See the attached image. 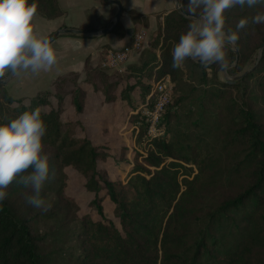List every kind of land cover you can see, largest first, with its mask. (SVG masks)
Here are the masks:
<instances>
[{"label":"trees","instance_id":"obj_1","mask_svg":"<svg viewBox=\"0 0 264 264\" xmlns=\"http://www.w3.org/2000/svg\"><path fill=\"white\" fill-rule=\"evenodd\" d=\"M35 2L37 14L46 19L64 14L57 0ZM187 3L179 0V9L161 13L155 42L146 46L140 65L128 67L133 76L124 74L129 84L118 95L129 108L135 134L144 139L142 112L151 105L154 85L168 76L172 92L160 121L163 136L145 140L149 148L144 156L124 159L128 170L119 182L99 168L98 162L106 157L99 145L76 136L79 120L62 118L68 106L78 115L83 113L85 85L111 102L116 97L117 74L89 65L86 57L82 82L74 73L58 76L51 92H39L28 101L10 97L0 85V123L26 110L41 109L47 125L42 151L50 167V182L44 185L42 197L57 181L56 191L64 199L66 167L76 170L94 195L91 205L98 219L83 218L79 264H264V55L236 76L237 67L248 64L264 45V23L251 22L264 6L237 5L225 12V27L239 34L235 52L227 50L229 64L236 60V82L217 81L220 64L203 67L189 58L185 64L190 72L200 74L197 84H191L181 68L171 67L172 49L188 27L183 14ZM128 13L140 25V16ZM242 17H248L249 23L236 29ZM111 32L119 38L126 34L119 23ZM254 37L259 42L250 48ZM212 134L219 148L209 145ZM231 184L237 187L233 193L223 196L214 208L205 207L209 192ZM6 191L0 204V264H46V236L34 228L41 214L26 200L31 189L13 180ZM102 191L113 204L118 226L104 215Z\"/></svg>","mask_w":264,"mask_h":264},{"label":"rangeland","instance_id":"obj_2","mask_svg":"<svg viewBox=\"0 0 264 264\" xmlns=\"http://www.w3.org/2000/svg\"><path fill=\"white\" fill-rule=\"evenodd\" d=\"M112 15L113 20L115 11ZM160 15L161 14L155 15V17L151 19V22H148L147 18H139L140 25L138 24L134 27L133 33L144 29L146 31L147 43H144L143 48L137 51V56H134L126 66L128 60L127 57L125 68L122 72H113L114 70H107L101 66L103 52L109 49L107 48V45L102 46L95 57L92 58L91 55L88 56L89 65L106 70L105 72L109 74H117L114 80L116 82L114 84H118L117 87L114 86L116 97L111 100V102L104 101L101 94H92V88L85 85L86 99H84L83 103V113L78 115L71 106H68L66 112L62 115L63 120H79V126L75 131L76 136H86L92 143L99 145L101 151L106 154V157L103 161L98 162V166L99 168L106 170L109 179L115 182L123 180L124 174L128 170L127 163H123L124 159L131 161L133 158L137 157L138 154L144 156V153L149 148L145 143L146 139H144L142 135L139 136L135 134V131L133 130V121L128 120L129 108L118 93L126 86L125 84H129L126 82L127 77H124V74H128L127 76H133V74L130 73L131 70L130 72L128 71V67L140 65L142 57L143 59L145 58L144 51L147 49L146 46L149 42H155L158 28L163 21V17ZM118 23L120 24V21H118ZM111 24L112 22L110 23V26ZM72 35L81 38L80 34ZM51 42L52 41H50V43ZM258 42V38H252L249 43L250 48L256 46ZM262 47H264V45L259 48ZM58 49L61 48L58 47ZM229 49L235 52L233 46H229ZM257 49L255 50V55L253 53L248 59V64L237 67L238 73L236 76H241L251 67L252 61H254L255 57L257 59ZM85 59L86 58L83 59L80 57L73 60L72 68L62 70L59 75L62 76L68 73H74L78 77V82H82L85 75ZM181 69L183 71V77L188 83L197 84L200 75L199 70H193L190 72V69L185 63ZM235 69L236 60L227 66H222L221 68L217 67L215 74L217 81L230 84L236 82L237 79L234 75ZM207 72L210 77L211 70L208 69ZM7 76L8 74L5 77L0 78V80H4ZM68 80L71 79L69 78ZM52 82L53 80L48 81L47 78L39 77L37 73H32L30 70H18L4 86H1L4 87V90L10 97L14 99L23 98L28 101L27 99L34 98L39 92H51ZM69 84L70 82L63 84L64 87L61 88V91H65ZM49 100H51L50 97ZM24 103L27 104L28 102ZM262 113L264 117V112ZM193 116L195 117V113ZM208 142L211 147H220L219 140L214 134L209 137ZM63 172L66 178L65 189L63 192L64 199H61L56 191L59 188L60 183L56 181L51 184L50 189L44 193V199L51 203V208L47 211L37 208L41 215L34 220L35 230H38L41 235L46 236L44 246L46 264H79V257L82 248L80 236L83 229V218L89 216V218L95 220L98 219L97 213L91 205L94 195L86 189L84 178L71 167H66ZM47 182H50V179L46 181L45 184H47ZM226 186V188L222 187V189L216 188L206 195V208H214L218 205L219 201L222 200L223 196L230 192L233 193L234 190L237 189V187H234L232 184ZM100 196H103L101 205L103 207L104 215L108 220L118 226V219L114 214L113 204L106 196H104V191L100 192ZM206 208L203 207L204 212L206 211ZM200 213L203 212L201 211Z\"/></svg>","mask_w":264,"mask_h":264},{"label":"clouds","instance_id":"obj_3","mask_svg":"<svg viewBox=\"0 0 264 264\" xmlns=\"http://www.w3.org/2000/svg\"><path fill=\"white\" fill-rule=\"evenodd\" d=\"M237 5L264 6V0H188L183 11L188 27L172 49L171 67L183 68L189 58L203 67L213 63L227 66L228 47L235 50L239 34L225 27V12ZM36 15L35 0H0V78L18 70L48 71L56 64V50L48 37L38 36L34 30ZM251 22L264 23V11L253 15ZM248 23L249 18L242 17L236 29ZM256 55L257 59L264 55V47L257 49ZM46 130L39 107L0 123V204L8 195L7 186L16 180L31 189L26 194L28 203L43 211L51 208L41 195L50 179L48 156L42 151ZM28 169L31 171L22 174Z\"/></svg>","mask_w":264,"mask_h":264},{"label":"crops","instance_id":"obj_4","mask_svg":"<svg viewBox=\"0 0 264 264\" xmlns=\"http://www.w3.org/2000/svg\"><path fill=\"white\" fill-rule=\"evenodd\" d=\"M122 6L120 25L126 34L119 38L111 31L106 34L81 35V38L72 34H61L51 45L56 50L57 62L48 71L41 70L39 77L48 81L61 76L62 70L72 68V61L77 58L95 57L102 46L112 50L132 48V36L136 26L128 13L133 11L140 18H147L148 22L157 14L165 13L175 7V0H118ZM64 14L58 18L46 19L36 15L33 26L38 36H49L60 28L80 29L81 26L90 25L91 30H101L110 27L112 14L116 7L100 0H57ZM61 48V49H58ZM83 56V57H82ZM137 56V51H132L128 56L126 66Z\"/></svg>","mask_w":264,"mask_h":264},{"label":"built area","instance_id":"obj_5","mask_svg":"<svg viewBox=\"0 0 264 264\" xmlns=\"http://www.w3.org/2000/svg\"><path fill=\"white\" fill-rule=\"evenodd\" d=\"M146 31L141 29L132 36V48H122L117 50L107 49L103 52L101 66L107 70L122 72L125 68V61L132 51L141 50L146 44ZM172 92V83L168 76L157 82L151 94L153 95L150 107L142 112L145 127V139L154 140L163 136L164 131L160 127L163 111L169 103Z\"/></svg>","mask_w":264,"mask_h":264},{"label":"water","instance_id":"obj_6","mask_svg":"<svg viewBox=\"0 0 264 264\" xmlns=\"http://www.w3.org/2000/svg\"><path fill=\"white\" fill-rule=\"evenodd\" d=\"M109 4H112L113 6L116 7V13L114 15V18L112 20V24L109 28L101 29V30H82V29H70V28H60L54 33L50 34L48 37L49 41L54 40L61 34H80V35H90V34H106L110 32L115 25L118 23L120 20V16L122 14V6L118 0H103ZM178 1L175 0V8H178ZM13 74H8V76L4 80H0V85H5L7 81L12 77Z\"/></svg>","mask_w":264,"mask_h":264}]
</instances>
